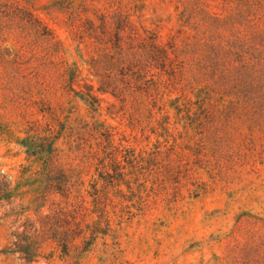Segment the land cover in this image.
Wrapping results in <instances>:
<instances>
[{"label":"trees","instance_id":"trees-1","mask_svg":"<svg viewBox=\"0 0 264 264\" xmlns=\"http://www.w3.org/2000/svg\"><path fill=\"white\" fill-rule=\"evenodd\" d=\"M172 3L181 10L179 30L164 42L145 5L132 12L119 0H50L45 10L62 15V40L33 0H0V49L21 25L22 47L32 53L26 64L53 79L39 101L43 119L30 122L21 144L26 169L39 166L38 200L58 194L66 205L42 218L34 239L70 246L68 254L91 250L115 223L134 217L131 209H146L180 179L198 150V128L204 144L217 116L240 100L264 98V0H247L238 16L209 13L204 38L198 0H158L161 9ZM239 23L243 37L213 32ZM99 93L120 103L111 113L126 129L101 119ZM78 100L89 107L85 115Z\"/></svg>","mask_w":264,"mask_h":264},{"label":"rangeland","instance_id":"rangeland-1","mask_svg":"<svg viewBox=\"0 0 264 264\" xmlns=\"http://www.w3.org/2000/svg\"><path fill=\"white\" fill-rule=\"evenodd\" d=\"M119 1L132 12L145 5L148 25L159 26L164 42L179 30L181 10L175 3L161 9L158 0ZM33 2L35 14L64 40L62 15L45 10L50 0ZM246 2L198 0V38L209 35V13L238 16ZM20 26L0 49V264H264V98L240 100L232 112L217 116L204 144L198 128V150L180 179H172L169 190L154 196L146 209H131L134 217L115 223L116 231L100 235L91 250L68 254L70 246L34 239L42 218L65 206L66 199L50 194L38 200L34 172L39 166L26 169L31 163L21 142L30 122L43 119L39 101L53 79L36 75L37 64H26L32 53L22 47L27 39ZM213 32L243 37L246 28L239 23ZM258 44L264 50V42ZM98 95L101 119L126 129L121 115L111 113L120 103ZM77 102L85 115L88 105Z\"/></svg>","mask_w":264,"mask_h":264}]
</instances>
